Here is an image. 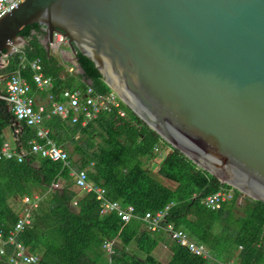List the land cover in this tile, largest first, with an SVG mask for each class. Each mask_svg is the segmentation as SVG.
<instances>
[{"label":"trees","instance_id":"trees-1","mask_svg":"<svg viewBox=\"0 0 264 264\" xmlns=\"http://www.w3.org/2000/svg\"><path fill=\"white\" fill-rule=\"evenodd\" d=\"M18 34L26 43L7 55L5 65L0 67L1 76L22 62L20 74L33 92L28 63L38 58L43 75L52 80L49 91L54 99L60 100L65 89H84L88 81L93 93L112 91L93 63L78 52L76 63L82 73H68L40 43L39 24H28ZM118 110L123 114H118ZM41 125L48 129L47 137L66 151L69 167L85 169L87 181L102 187L106 199L131 205L137 217L124 222L113 211L102 214L100 202L85 195L73 205L72 201L78 198L77 188L68 176L69 167L59 161H33V156L20 161L3 158L0 229L7 231L21 215L22 196L37 197L36 206L30 210L31 223L19 236L26 248L38 256L34 264H222L229 260L232 264H264V202L249 198L197 166L121 100L118 99L117 107L99 111L84 124L80 115L76 122L52 115ZM3 129L19 130L13 141L16 147H26L31 139L42 141L35 137L32 128L14 118L0 98V134ZM165 147L167 152L156 173L169 183L157 180L142 163L143 158L160 157ZM32 161L38 166H33ZM54 183L59 186L53 187ZM221 187L232 190L229 201L214 210L200 203L202 197ZM238 197L240 203L236 201ZM166 205V221L180 227L194 243L205 245L210 257L193 255L161 231H150L143 225L139 217L144 212ZM111 239L115 243L113 254L105 256L100 245ZM159 242L169 250L165 262L151 253Z\"/></svg>","mask_w":264,"mask_h":264},{"label":"water","instance_id":"water-1","mask_svg":"<svg viewBox=\"0 0 264 264\" xmlns=\"http://www.w3.org/2000/svg\"><path fill=\"white\" fill-rule=\"evenodd\" d=\"M33 23L48 54L60 32L63 61L82 73L83 55L164 141L264 202V0H22L0 16V52Z\"/></svg>","mask_w":264,"mask_h":264},{"label":"built area","instance_id":"built-area-1","mask_svg":"<svg viewBox=\"0 0 264 264\" xmlns=\"http://www.w3.org/2000/svg\"><path fill=\"white\" fill-rule=\"evenodd\" d=\"M20 1L22 0H0V16ZM65 40V37L60 32H53L52 39L48 42L50 54L58 53L61 46L65 44ZM7 55V53L0 52V67L5 65ZM19 65L13 71L5 74L4 90L0 93V98L6 102L14 118L32 128L35 137L42 141L31 139L27 141L26 147H16L11 146L4 140L0 144V161L3 158L11 157H15L20 161L23 157L33 156V161L38 160L40 162L43 159H48L50 161H59L63 166L69 167L66 151L55 145L47 137L48 129L43 127L41 122L52 115H56L61 119L70 118V122H76L78 115H80L81 124H84L86 120L94 118L99 111H107L111 107H117L119 98L113 91L107 94L93 93L91 87L87 85L84 89H65L60 93V100L54 99L49 91L52 88V80L49 76L43 75L39 59L34 58L28 63L31 70V79L35 90L45 92L46 98V105L36 104L29 83L20 74L22 62ZM68 69L71 70L72 68ZM117 112L120 115L123 114L121 110ZM18 132V129L13 130L15 135ZM68 176L71 178L74 187L79 189L82 195L94 198L100 202V213L104 214L113 211L124 222L137 217L131 205H123L117 200L106 199L102 187L87 181L85 169L69 167ZM58 185V183H54L53 187H58ZM231 198L232 190L221 187L215 192L202 197L200 203L206 208L214 210ZM36 201V196L33 199L26 195L22 196L23 212L7 231L4 232L0 229V264H34L37 262L38 256L30 252L19 237L20 233L31 223L30 210L36 206ZM236 201L240 203V197ZM75 203L76 200L72 201L73 205ZM167 209L168 205L154 212L146 211L139 218L148 230L161 231L165 236L185 247L193 255L202 258L210 257L209 250L205 245L194 243L180 227L166 221ZM114 244L112 239L102 241L100 248L105 256L113 254ZM222 264H232V261H225Z\"/></svg>","mask_w":264,"mask_h":264},{"label":"crops","instance_id":"crops-1","mask_svg":"<svg viewBox=\"0 0 264 264\" xmlns=\"http://www.w3.org/2000/svg\"><path fill=\"white\" fill-rule=\"evenodd\" d=\"M61 49L62 50H60V53L58 52V53H56V54H53V55H55L57 58H58V62H59V64H61V65H63V67L66 69V71L68 72V73H71V72H76V73H79L78 71H77V68H76V66H75V64H72V63H70V62H65V61H63V58H65V59H72L71 58V55H70V53L68 52V51H66L65 49H66V45H62L61 46ZM68 68H72L71 70H69ZM4 81V82H3ZM0 82H2V84H3V88L2 89H4V83H5V79L4 80H0ZM32 95H33V97H34V100H35V103L36 104H43V105H46V98H45V94L43 93L42 94V92H39V91H33L32 92ZM8 135H11V140H12V142H9V140H8ZM15 134L13 133V132H11L9 129H3L2 130V132H1V134H0V139L2 140V141H7L9 144H11V146H15V144H14V139H15ZM39 164V163H38ZM38 164L37 165H34L33 164V166H38ZM59 186V185H58ZM78 191H80L79 189H78ZM81 196H82V193H81V191H80V193L78 194V198L76 199V201L79 199V198H81ZM163 245V244H162ZM164 246V245H163Z\"/></svg>","mask_w":264,"mask_h":264},{"label":"rangeland","instance_id":"rangeland-1","mask_svg":"<svg viewBox=\"0 0 264 264\" xmlns=\"http://www.w3.org/2000/svg\"><path fill=\"white\" fill-rule=\"evenodd\" d=\"M63 45H66V40H65V44H63ZM2 88H3V84H2V82H0V89H2ZM8 140H9V142H12L11 135H8ZM166 152H167V147L162 149L160 157L152 156V157L143 158V160H142L143 166L148 168L150 174L152 176H154L157 180H160L162 182H167V181L156 173V168H157L159 161L163 158V156L165 155ZM167 183H169V182H167ZM75 190L77 191L78 194L80 193V191H78V189H75ZM151 253L153 256H155L161 262H165L169 256V250L165 246H163L162 243H160V242L153 248Z\"/></svg>","mask_w":264,"mask_h":264}]
</instances>
